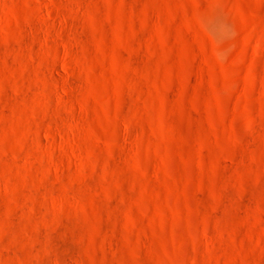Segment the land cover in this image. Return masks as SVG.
Returning <instances> with one entry per match:
<instances>
[{"label": "rangeland", "instance_id": "1", "mask_svg": "<svg viewBox=\"0 0 264 264\" xmlns=\"http://www.w3.org/2000/svg\"><path fill=\"white\" fill-rule=\"evenodd\" d=\"M0 264H264V0H0Z\"/></svg>", "mask_w": 264, "mask_h": 264}]
</instances>
